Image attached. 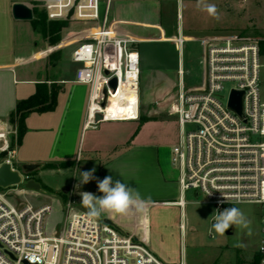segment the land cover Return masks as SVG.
I'll return each instance as SVG.
<instances>
[{
	"label": "built area",
	"instance_id": "1",
	"mask_svg": "<svg viewBox=\"0 0 264 264\" xmlns=\"http://www.w3.org/2000/svg\"><path fill=\"white\" fill-rule=\"evenodd\" d=\"M50 21L70 19L82 26L76 35L72 61L78 65L75 82L91 87L87 126L140 119V54L134 38L122 35L111 21V0H35ZM177 43L183 47L184 40ZM205 81L196 90L180 87L170 114L179 126V141L171 162L179 173L184 209L189 192L223 211L245 203L263 206L259 264H264V101L261 96V52L258 42L234 38L204 40ZM116 80V89L111 82ZM136 99H120L131 113L109 116L119 92ZM233 91L243 92V118L229 108ZM102 119L96 121V116ZM18 128L0 121V167L13 170ZM20 172V171H19ZM23 184L25 177L20 172ZM16 187V186H15ZM9 189V188H8ZM0 188V264H168L142 239L90 218L68 205L63 229L47 234L44 221L51 206L17 207L11 190ZM210 193V195H207ZM227 198V199H226ZM214 223V220L212 221ZM182 232L185 224H181ZM179 264H186L182 260Z\"/></svg>",
	"mask_w": 264,
	"mask_h": 264
},
{
	"label": "crops",
	"instance_id": "2",
	"mask_svg": "<svg viewBox=\"0 0 264 264\" xmlns=\"http://www.w3.org/2000/svg\"><path fill=\"white\" fill-rule=\"evenodd\" d=\"M238 1L233 0L228 8L238 5ZM19 2L0 0V121H10L17 104L35 95L39 85H55L60 91L53 111L33 112L27 116L26 132L17 149V169L35 166L36 169L29 172L34 173L32 178L52 173L65 179L62 176L72 174V180L79 183V171L95 168L94 175L99 179L111 176L113 180L127 183L150 201L147 210L132 216L113 213L100 218L112 221L120 230L145 241L165 263L185 261L182 257L188 201L186 199L184 209L174 204L181 193L179 173L171 162L172 148L179 141V126L169 110L181 86L189 91L204 84L188 86L187 77L191 71L184 55L186 44L199 39L192 13L193 9H201L198 0H111V21L116 23L122 35L136 40L134 47L140 54L142 111L138 121L103 122L96 129L87 126L91 87L75 82L77 69L72 74L63 70L67 67L65 64H74L78 68L72 61L75 47L65 53L62 61L50 63L53 51L76 40L64 41L51 51L50 38L37 32L43 46L31 40L26 43V26L36 31L32 21L14 19L12 7ZM258 6L252 0V9H258ZM184 9H188L187 17ZM17 30L24 32L20 40ZM178 38L184 40L183 47L178 45ZM228 38L231 37H202L204 52L200 64L207 57L204 40ZM157 46L173 47L178 57L142 56V47ZM145 77L148 78L146 88L150 94L147 103ZM167 97V102L163 101ZM175 129L178 131L176 139L170 140L169 144L163 142L164 134L173 133ZM60 183L54 186L67 190L69 182ZM81 187L82 191L102 195L95 180ZM194 196L197 198L196 194ZM182 223L185 224L184 232Z\"/></svg>",
	"mask_w": 264,
	"mask_h": 264
},
{
	"label": "rangeland",
	"instance_id": "3",
	"mask_svg": "<svg viewBox=\"0 0 264 264\" xmlns=\"http://www.w3.org/2000/svg\"><path fill=\"white\" fill-rule=\"evenodd\" d=\"M19 1L29 5L35 11L32 26L36 33L29 26H26V43H30L31 40L43 46L42 35L50 38L51 44L49 48H52L64 41L73 40L83 30L80 24L67 19L61 20L67 23L68 26L66 28L50 35L49 23L52 21L45 16V9L38 7L35 0ZM103 2L105 3L106 0H103ZM255 2L259 5L258 9H252V0H239L238 5L236 3L229 9L228 4H233V0H209V4L215 5L219 19L210 16L202 9H193L194 24L198 27L196 34L199 36V39L187 43L184 49L187 66H189L191 71V74L187 77L188 86L201 85L205 80L206 71L204 73V64L203 61L201 64L199 62L204 52L203 44H201L202 37L220 35L231 37L244 43L258 42L261 45V42L264 41V0H255ZM184 10V14L187 17L188 9ZM44 21L48 23L47 31H41V25ZM23 33L17 30L18 40L22 38L20 35ZM75 46V43H71L65 48L53 51L49 57L50 63L57 60L62 61L65 53L71 51V48L73 49ZM141 51L142 56L147 58H150L152 55L178 57L177 52L170 46L165 48L158 46L156 48L142 47ZM65 66L67 67L63 70L66 71V74H72L77 69V66L74 64H70L69 66L65 64ZM52 71L54 72V70ZM144 81V97L147 103L150 95L146 88L148 78L145 77ZM261 96L264 101V55L261 56ZM168 98H164L163 101L167 102ZM141 111L142 108L140 107V113ZM177 133V129L173 133H165L163 142L169 144L170 140L176 139ZM19 170L25 177L26 182L30 179L35 180L40 185V190L25 189L23 184L9 188L8 190L12 192L9 193L8 198L17 207H22L26 204L35 208L47 205L51 206V211L47 214L44 221V228L47 234H59L62 231L68 205L87 212V209L80 204L81 196L78 192L82 191V187L79 190L76 189L75 186L78 182L77 180H72V174L62 176L65 179H62L60 175L52 173H45L42 176L36 175L32 178L29 176L28 171ZM65 181L69 182L66 186L67 190L54 186L55 184L60 185V182ZM186 199L188 201L186 209L187 231L183 240L184 255L182 258L185 259L187 264H250L253 257L258 253L260 245L263 206L255 203H245L237 207L251 221V235L248 234L247 230L236 229L235 226H232L226 231L225 236H219L212 229V215L217 211L216 207L205 203L203 198H196L193 192H189Z\"/></svg>",
	"mask_w": 264,
	"mask_h": 264
},
{
	"label": "clouds",
	"instance_id": "4",
	"mask_svg": "<svg viewBox=\"0 0 264 264\" xmlns=\"http://www.w3.org/2000/svg\"><path fill=\"white\" fill-rule=\"evenodd\" d=\"M198 6L210 16L219 19L215 5L209 4L207 0H198ZM95 171V168L83 172L79 171V183L75 186L79 190L82 185L95 180L98 191L102 193L98 196L88 191L78 192L81 196L80 204L87 209L88 217L97 219L104 214L113 213L132 216L147 210L150 201L142 198L136 188L120 180H113L111 176L99 179L94 175ZM212 217L214 220L212 229L219 236H225L226 231L232 226H235L236 229L247 230L248 234L251 235V221L237 207L225 208L223 211L217 210Z\"/></svg>",
	"mask_w": 264,
	"mask_h": 264
},
{
	"label": "trees",
	"instance_id": "5",
	"mask_svg": "<svg viewBox=\"0 0 264 264\" xmlns=\"http://www.w3.org/2000/svg\"><path fill=\"white\" fill-rule=\"evenodd\" d=\"M35 13V11H33ZM45 16L46 13H44ZM34 21V19H33ZM68 25L64 21H52L49 23L50 35H53L57 32H60L62 29L66 28ZM48 30V23L45 21L41 25V31ZM59 47V46H58ZM50 48L51 51L58 48ZM261 56L264 55V41L260 45ZM60 89L55 86H47L42 84L38 86L37 92L32 97L20 101L15 111L10 116V122L17 126L18 128V143L21 144L23 136L26 132L25 120L27 116L33 112L45 113L53 111L57 106V98ZM141 119V118H140ZM142 121H145V118H142ZM31 177L34 173H28ZM31 180V179H30ZM250 264H259V256L256 254L251 260Z\"/></svg>",
	"mask_w": 264,
	"mask_h": 264
},
{
	"label": "water",
	"instance_id": "6",
	"mask_svg": "<svg viewBox=\"0 0 264 264\" xmlns=\"http://www.w3.org/2000/svg\"><path fill=\"white\" fill-rule=\"evenodd\" d=\"M12 14L14 19L18 21H33L34 12L32 8L25 3H15L12 7ZM111 86L116 89V80L111 82ZM243 98L244 93L233 91L229 101V108L234 111L240 118H243ZM102 117L96 116V121H100ZM35 166L26 167L28 172L35 170ZM23 183L22 176L19 171L13 170L9 164H4L0 167V188L8 189L15 186H20ZM25 189L40 190V185L34 180H29L24 184ZM105 223L112 225L109 220H105Z\"/></svg>",
	"mask_w": 264,
	"mask_h": 264
},
{
	"label": "bare ground",
	"instance_id": "7",
	"mask_svg": "<svg viewBox=\"0 0 264 264\" xmlns=\"http://www.w3.org/2000/svg\"><path fill=\"white\" fill-rule=\"evenodd\" d=\"M120 99L131 101V100L136 99V97L134 95L126 96L122 93V91H120L119 95L114 100L111 101V105L108 109L109 116H112V115L117 116L121 112L122 113H131L130 112L131 110L128 107L126 109L120 108V104H121Z\"/></svg>",
	"mask_w": 264,
	"mask_h": 264
}]
</instances>
